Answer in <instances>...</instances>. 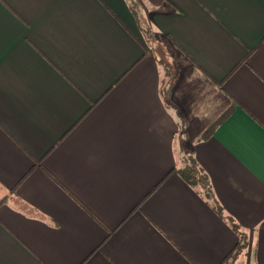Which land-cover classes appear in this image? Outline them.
I'll list each match as a JSON object with an SVG mask.
<instances>
[{"label":"crops","instance_id":"crops-1","mask_svg":"<svg viewBox=\"0 0 264 264\" xmlns=\"http://www.w3.org/2000/svg\"><path fill=\"white\" fill-rule=\"evenodd\" d=\"M0 264H264V0H0Z\"/></svg>","mask_w":264,"mask_h":264},{"label":"trees","instance_id":"trees-1","mask_svg":"<svg viewBox=\"0 0 264 264\" xmlns=\"http://www.w3.org/2000/svg\"><path fill=\"white\" fill-rule=\"evenodd\" d=\"M129 6L132 10V13L135 17H138V10L137 5L135 7V4L130 1ZM143 29V28H142ZM141 30V29H140ZM142 35L146 40L150 37V31L143 29L141 30ZM175 81L174 75L172 72L164 67V81H163V96L165 100H168L169 93L171 91V87ZM229 111L227 110L225 113H223L221 116L215 120V122L211 125L209 128V133L213 131V129L222 121L224 120ZM177 173L179 176L191 187H195L199 190V193L202 194L204 197L212 200V189L210 186L209 178L207 173L201 168V166L197 163L194 155L192 154L191 150H185L183 156L179 160V166L177 168ZM215 209V211L222 215V210L220 206L216 203L212 205ZM231 227L233 229H237L236 225L231 223L230 220H228ZM245 240L243 239L241 242L237 243L236 247L233 250V256L235 257L240 252L243 251L245 248ZM230 256V255H229ZM228 256V257H229ZM227 257V258H228Z\"/></svg>","mask_w":264,"mask_h":264}]
</instances>
